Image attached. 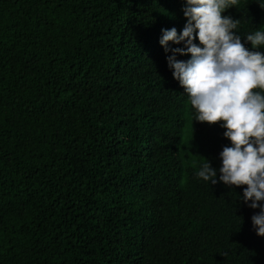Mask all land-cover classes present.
<instances>
[{
	"label": "trees",
	"instance_id": "obj_1",
	"mask_svg": "<svg viewBox=\"0 0 264 264\" xmlns=\"http://www.w3.org/2000/svg\"><path fill=\"white\" fill-rule=\"evenodd\" d=\"M182 7L0 0V264H264L246 185L194 177L229 141L167 68ZM221 15L264 32V0Z\"/></svg>",
	"mask_w": 264,
	"mask_h": 264
},
{
	"label": "clouds",
	"instance_id": "obj_2",
	"mask_svg": "<svg viewBox=\"0 0 264 264\" xmlns=\"http://www.w3.org/2000/svg\"><path fill=\"white\" fill-rule=\"evenodd\" d=\"M237 0H183L185 23L161 29L159 45L167 68L187 95L193 121L217 124L228 146L219 152L220 167L204 159L194 177L209 184L246 185L243 203L259 211L250 217L252 230L264 237V32L243 36L239 20L221 13ZM194 40L198 43H194ZM169 42L180 47H169ZM250 44L251 47H245ZM188 56L178 60L177 56ZM259 89V91H254Z\"/></svg>",
	"mask_w": 264,
	"mask_h": 264
}]
</instances>
